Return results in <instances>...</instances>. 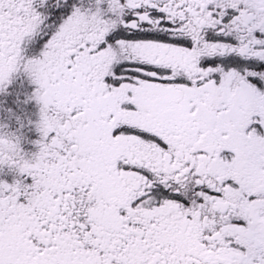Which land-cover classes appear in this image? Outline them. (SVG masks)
<instances>
[{
    "label": "snow or ice",
    "instance_id": "obj_1",
    "mask_svg": "<svg viewBox=\"0 0 264 264\" xmlns=\"http://www.w3.org/2000/svg\"><path fill=\"white\" fill-rule=\"evenodd\" d=\"M0 264H264V0H0Z\"/></svg>",
    "mask_w": 264,
    "mask_h": 264
}]
</instances>
